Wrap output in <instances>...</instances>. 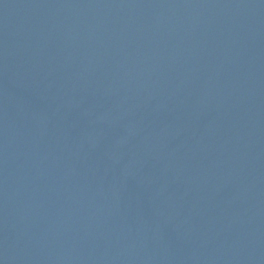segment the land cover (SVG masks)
<instances>
[{
  "label": "water",
  "instance_id": "1",
  "mask_svg": "<svg viewBox=\"0 0 264 264\" xmlns=\"http://www.w3.org/2000/svg\"><path fill=\"white\" fill-rule=\"evenodd\" d=\"M0 264H264V0H0Z\"/></svg>",
  "mask_w": 264,
  "mask_h": 264
}]
</instances>
